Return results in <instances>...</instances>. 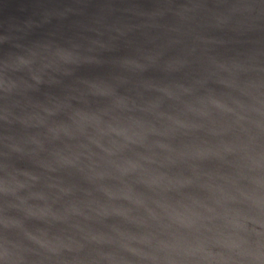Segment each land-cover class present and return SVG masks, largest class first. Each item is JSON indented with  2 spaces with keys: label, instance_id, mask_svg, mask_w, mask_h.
I'll return each instance as SVG.
<instances>
[{
  "label": "water",
  "instance_id": "obj_1",
  "mask_svg": "<svg viewBox=\"0 0 264 264\" xmlns=\"http://www.w3.org/2000/svg\"><path fill=\"white\" fill-rule=\"evenodd\" d=\"M250 197L264 0H0V264H264Z\"/></svg>",
  "mask_w": 264,
  "mask_h": 264
},
{
  "label": "clouds",
  "instance_id": "obj_2",
  "mask_svg": "<svg viewBox=\"0 0 264 264\" xmlns=\"http://www.w3.org/2000/svg\"><path fill=\"white\" fill-rule=\"evenodd\" d=\"M80 127V125H78ZM83 131V129L81 128ZM93 143H96L97 146H99L98 141H92ZM62 164L64 165H71L75 166L76 163L78 162L77 158L74 159H69L67 157H62L61 161ZM250 206L252 210L254 211L256 216H264V197H250ZM253 219L249 214L246 213H241L239 214V219L233 223V227L237 229L240 233L244 234L240 238V243L241 244H248L249 239L246 237H256L257 238V246L259 247V239L262 236L258 232L251 231L249 226L253 223Z\"/></svg>",
  "mask_w": 264,
  "mask_h": 264
}]
</instances>
